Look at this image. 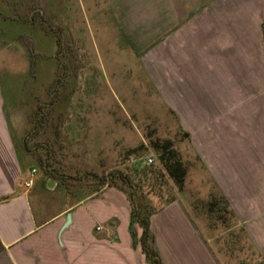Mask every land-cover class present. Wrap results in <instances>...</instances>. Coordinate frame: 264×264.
I'll use <instances>...</instances> for the list:
<instances>
[{"label": "crops", "instance_id": "crops-1", "mask_svg": "<svg viewBox=\"0 0 264 264\" xmlns=\"http://www.w3.org/2000/svg\"><path fill=\"white\" fill-rule=\"evenodd\" d=\"M75 1L0 0V264H151L133 246L132 207L121 190L74 195L55 178L53 186L39 178L33 162L40 149L32 127H47L48 105L33 106L41 92L31 81L44 78L32 51L46 48L54 9L56 49L68 41L73 53ZM108 11L118 56L130 54L148 74L193 148L184 199L151 217L163 261L248 264L236 258L240 239L217 248L223 233L194 210L197 195L216 194L229 203L230 225L250 242L254 264H264V0H113Z\"/></svg>", "mask_w": 264, "mask_h": 264}, {"label": "rangeland", "instance_id": "rangeland-1", "mask_svg": "<svg viewBox=\"0 0 264 264\" xmlns=\"http://www.w3.org/2000/svg\"><path fill=\"white\" fill-rule=\"evenodd\" d=\"M68 1L76 4L75 0ZM112 1H77L79 22L74 26L79 28L80 38L73 53L68 41L63 48L56 49V31L60 26L56 24L54 9L50 10L53 14L48 16L46 48L32 51V58L41 60L44 78L31 81L32 90L41 92V100L35 99L33 106L41 102L52 108L51 115L55 114L47 128L37 131L32 127V147L40 149L33 162L39 178L53 180L50 171H55L63 175L68 189L78 196L109 187L102 184V177L113 171H122L139 181L136 168L145 166L148 155L156 157L157 165L158 153L153 145L165 140L174 143L184 162H194L190 159L193 148L189 134L178 114L169 108L166 97L159 93L148 74L138 69L130 54L120 58L112 46L117 36L108 11ZM11 55L17 71L22 69L19 50H13ZM62 68L68 71L63 79ZM150 182L148 179L142 183ZM160 191L162 199L152 196L155 205L165 203L169 197L173 201L184 199V190L178 191L171 181ZM195 199L203 201L200 195ZM204 217L198 215L202 226L206 224ZM213 223L207 219V225L211 227ZM214 226L216 234L223 233L217 248L226 243L230 246L228 241L238 237L236 258L254 264L253 249L240 228ZM139 245L133 243L135 248Z\"/></svg>", "mask_w": 264, "mask_h": 264}, {"label": "trees", "instance_id": "trees-1", "mask_svg": "<svg viewBox=\"0 0 264 264\" xmlns=\"http://www.w3.org/2000/svg\"><path fill=\"white\" fill-rule=\"evenodd\" d=\"M49 109L52 108H48V113L45 117H42V120H47V126L50 125V121H53L55 117V114L51 115V110ZM36 130L41 129L40 127H36ZM153 147L158 153V164L155 165L157 163L156 161L152 165L145 163V166L136 168L139 181L124 174L122 171H113L102 177V184L115 187L126 194L132 207L130 232L134 245L136 246L137 243L141 244L143 253L149 263L165 264L159 253L155 235L151 229V217L174 199L169 197L165 203L155 205L152 196H158L162 199L163 195L160 190L168 186L169 181L174 183L178 191H182L185 186L188 167L171 140L154 144ZM50 174L61 183L67 184L63 175L55 171H50ZM148 179L151 181L149 184L142 183ZM157 189L159 190L158 192H156ZM194 210L198 214H207L208 219L214 222L213 226L218 223L225 227L231 224L229 214L232 215V211L230 210L229 203L222 195L211 194L208 200L197 201L194 204ZM136 225L142 228L141 236H138Z\"/></svg>", "mask_w": 264, "mask_h": 264}, {"label": "built area", "instance_id": "built-area-1", "mask_svg": "<svg viewBox=\"0 0 264 264\" xmlns=\"http://www.w3.org/2000/svg\"><path fill=\"white\" fill-rule=\"evenodd\" d=\"M145 162L147 165H152L156 162V157L154 155H148L145 159ZM36 170L33 171L31 177H29V179L26 181L25 185L27 187H31L34 183V174H35ZM97 229H101V227H97Z\"/></svg>", "mask_w": 264, "mask_h": 264}, {"label": "water", "instance_id": "water-1", "mask_svg": "<svg viewBox=\"0 0 264 264\" xmlns=\"http://www.w3.org/2000/svg\"><path fill=\"white\" fill-rule=\"evenodd\" d=\"M53 184H54V181H49V186H53Z\"/></svg>", "mask_w": 264, "mask_h": 264}]
</instances>
